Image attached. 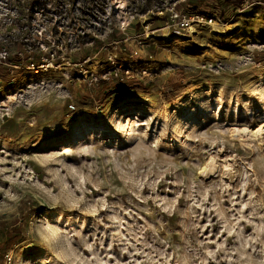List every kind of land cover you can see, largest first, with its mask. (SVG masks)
I'll list each match as a JSON object with an SVG mask.
<instances>
[{
    "label": "rangeland",
    "instance_id": "374dc122",
    "mask_svg": "<svg viewBox=\"0 0 264 264\" xmlns=\"http://www.w3.org/2000/svg\"><path fill=\"white\" fill-rule=\"evenodd\" d=\"M37 2L58 24H0V47L42 33L62 66L0 67V264H264V0ZM175 4L221 24L131 39Z\"/></svg>",
    "mask_w": 264,
    "mask_h": 264
},
{
    "label": "built area",
    "instance_id": "2783aa9c",
    "mask_svg": "<svg viewBox=\"0 0 264 264\" xmlns=\"http://www.w3.org/2000/svg\"><path fill=\"white\" fill-rule=\"evenodd\" d=\"M33 5H13L8 0H0V24H58L57 19L59 12L55 10L52 4L49 3H38L37 0H32ZM175 4L169 13L165 16H160L159 19L152 23L151 21H143L142 24H146L142 34L133 36L131 39H141L146 37L150 39H161V40H175L178 38H188L197 34L200 30L211 27L214 28L216 24H221L218 20L217 15L211 13L203 8H183L177 9ZM60 13H71V10L66 8L65 4L60 5ZM163 13V12H162ZM50 15L51 18L45 17ZM72 16H75L74 14ZM52 19V20H50ZM151 24H157L155 27ZM129 24L121 23L120 29L125 33L128 29ZM25 34V35H24ZM21 34L18 38L20 39V47L16 48L11 57V50L6 45L0 47V67L4 68L10 76L9 84H16L20 80L19 72L21 69H27L35 72L39 70L41 75L50 70L59 69L62 64L59 63L58 54L61 53L59 45L53 47L48 44L43 34L38 37L36 32L31 34L30 32ZM151 34V35H150ZM2 39V38H1ZM2 41V40H1ZM6 41V40H3ZM33 41H37L38 44H32ZM118 43V42H117ZM141 48H144V44L140 43ZM117 45V44H116ZM51 47V48H50ZM139 51L136 50L135 55H138ZM70 56L61 58L62 61L70 59ZM110 63L115 64L117 54H110L108 57ZM86 63L88 61L80 62L77 64L78 71L82 77L80 80L84 82L89 81L90 84H95L97 78L90 76L93 72H89L86 69ZM125 69V68H124ZM109 75L111 74L108 72ZM123 73L129 74V69L123 70ZM13 256L10 252L5 254L4 264H12Z\"/></svg>",
    "mask_w": 264,
    "mask_h": 264
},
{
    "label": "bare ground",
    "instance_id": "6f19581e",
    "mask_svg": "<svg viewBox=\"0 0 264 264\" xmlns=\"http://www.w3.org/2000/svg\"><path fill=\"white\" fill-rule=\"evenodd\" d=\"M34 73H40V71L39 70H36ZM19 95V94H18ZM17 95V96H18ZM193 97V98H195L196 97V92H191V94L189 95V97ZM197 98V97H196ZM206 106V105H205ZM132 113H128L126 116L128 117V116H130ZM134 114V113H133ZM129 118V117H128ZM131 118V117H130ZM129 120H131V119H129ZM128 120V121H129ZM138 122H139V120H136L135 121V123H134V125H130L129 126V135L130 136H134L136 133H137V131H138V128L136 127L137 125H138ZM128 123V122H127ZM129 123H131V122H129ZM128 125V124H127ZM125 126L123 125V123H119V129H122V128H124ZM127 127V126H126ZM193 128H194V126L192 125V124H190V123H184V126H183V130L185 131V133H187V134H190L191 132H193ZM88 132L90 131L89 129H86ZM246 130H248L247 128H244L243 129V131L242 132H244V131H246ZM262 131H264V126H260L257 130H256V134H261V132ZM216 171H217V169H216V165H215V162H214V160H212L210 163H208V164H206L202 169H201V171H200V174H203V175H205V176H208L209 174H215L216 173Z\"/></svg>",
    "mask_w": 264,
    "mask_h": 264
}]
</instances>
